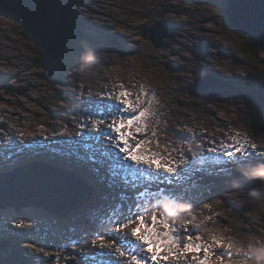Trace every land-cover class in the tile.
<instances>
[{
	"label": "rangeland",
	"instance_id": "obj_1",
	"mask_svg": "<svg viewBox=\"0 0 264 264\" xmlns=\"http://www.w3.org/2000/svg\"><path fill=\"white\" fill-rule=\"evenodd\" d=\"M58 1L63 6V1L69 3V7L73 11L70 13L72 17L69 18L70 28L84 38L80 37L78 45L70 46L71 49L66 52L63 58L48 55L44 59L46 53L42 51V47H39V42L34 35L25 32L21 16L14 10L0 6V28L4 29L6 33V24L10 22L9 28L12 29L9 30V33L20 39H15L13 43L0 31L2 45L6 44V49L11 51L12 56L19 55L18 49L28 54L20 60V66H16L7 55L0 51V147L16 148L6 152L0 150L2 158L0 161H6V170L0 171V174L16 171L22 166L28 167L30 171H38L35 163L40 164L41 167L54 164V169L45 167L51 171L42 173L55 177L56 175L61 176L60 169L79 172L94 186V192L87 205L69 214L66 218L56 216L53 213L55 209L52 208L50 211L45 206H26V208L32 209H27L22 213L20 212L26 208L16 209L10 206L7 209H0V264L3 262V258L6 259V264H33L35 258L31 253L28 258L25 250L36 249L45 252L42 245L50 244V251H53V248L57 251L58 240L64 246L69 245L73 248L75 245L71 238L79 235L81 231L89 233V237L94 242L110 244L112 252L115 249L112 241L119 242L124 235V233L116 232L115 229L119 223L127 222L126 219L119 222L113 219V223L109 224L103 215L99 217L100 210H95L91 214L87 208L91 209L92 205H96L114 211V214L117 215L116 209L122 205V202L130 204L140 202V205L134 206L139 209V212L150 209L151 211L139 213L145 216V221L149 225L152 224L153 213L159 219H164V214L168 215V212L173 214L168 216V220L170 224H175L179 229L182 245L187 243V236L191 232L194 236H202L205 246L210 245L217 252L230 251L235 256L241 257L247 252L254 257L247 261V264H264V260L261 261V256H264V207L258 203L257 207L253 204L257 202L260 194H264V179L256 176L254 172L246 179L229 182L227 179L225 181V178L230 176L231 168L235 165L241 164L242 167L253 170V165L264 161V128L261 129L257 126L258 118L262 119L264 115V51L255 52L252 48L246 47L247 41L241 32L234 29L229 31L225 28L226 22L224 25L225 20L221 14L227 9V3L217 0ZM66 2L65 9L67 10ZM89 4H92L93 7ZM93 10H97L94 12L96 17L91 13ZM79 18L80 21L77 20ZM156 22L168 23V33L175 35V38L164 39V42L169 43L167 46L157 47L150 38L148 30L155 26ZM173 52L174 55L171 57ZM90 55L97 57V63L91 70L81 71ZM170 67L176 68V70H171ZM19 69L18 75H10L11 72L15 73ZM202 70L209 71L214 75L218 79V83L203 94L191 95L188 88L194 83L196 76L194 72ZM34 72L37 76L33 75ZM133 75H137V77ZM136 81L137 83H134ZM130 84L132 85L130 86ZM126 89L132 93L131 99L139 109H142L146 103L152 102L151 112L154 115L149 119L148 132H158L160 146L156 145L155 138H153V143L145 145L142 151L151 154L155 147L160 148L162 164L168 165L171 161H183L181 168L188 166L193 159H188L187 155L185 156L183 153H187L190 151L189 149L196 151L199 156L202 153L209 156L211 152L207 150L212 148L211 144L215 142L211 133L217 131H221L220 134L227 133L226 136L233 134L234 138L257 146L254 149L249 147L247 156L244 153H237L235 157H229L225 152L233 149L226 150L225 148L218 154H211L210 156H218L222 163L214 164L207 171L195 172L191 177L180 180L181 184L178 188L173 185L179 180L174 179L172 183H169L164 179L166 173L160 178L162 183L155 182V185L151 186L152 192L147 195L140 196L141 193H139L133 196L132 193H129L132 190L131 187H126L123 184L119 185L121 188L114 186L115 189L112 190L115 193L119 192L121 195L133 197H120L121 200L112 202L110 194L100 189L97 179L94 184L90 181L89 177L92 178V175L89 174L91 172L82 164V155L77 152L76 148V143L78 145L79 141H75L74 138L80 139L86 132H92L93 130L88 128L90 125L96 126L99 130L102 129L100 125L108 128L112 121L110 118H106L108 116L106 106L113 105L122 108L123 105L119 104V93ZM144 91H147L150 96L145 97ZM153 96L155 100H153ZM70 97H74L72 101ZM140 101H144V103H140ZM2 107L11 112V116L16 118V122L8 117V113H3ZM59 109L63 110L59 111ZM215 111L216 115L213 116ZM113 115L115 116V113ZM217 115L223 116L224 120L218 119ZM202 128L204 132L206 131L205 133L201 131ZM196 133H200V138L203 135L201 146L198 144L194 148L188 147L190 146L188 143L195 140ZM222 136L220 135V140H222ZM140 138H144L143 133L140 134ZM67 139H72L69 147L64 144V140ZM82 141L83 138L80 139V142ZM107 142L112 143V141ZM56 143L59 148L54 145ZM234 143L235 141L227 145ZM164 145H170V149H175L171 156ZM149 148L151 152L148 151ZM55 150L58 151L57 159L52 157ZM118 153L117 149L116 154ZM65 164L74 167L72 169L65 168L63 167ZM106 166L98 165L101 168ZM104 172L106 176L110 177L109 169H104ZM201 178L210 183L208 185L199 184L198 180ZM69 180L78 184L81 182L73 177H70ZM4 186L6 185L3 184L0 188ZM168 187L175 189L167 192L159 200H154L155 202H144L158 198L159 193ZM2 194L3 192L0 190V196ZM31 201H37L34 200L33 195ZM11 202L13 201L6 202L0 198V205ZM127 205L128 203H124V206ZM166 206H169V209L165 212L164 207ZM43 210L46 212L43 214L55 217L50 222V229L55 232L53 237L49 235V229L45 227V223L38 219ZM128 210L130 208L124 212L127 213ZM116 215L110 214L109 217ZM14 218L20 222L31 221L38 230L36 235H32L33 238L36 237L38 246L29 243L28 238L21 235L22 228L14 226V229L21 231L20 235L13 232V229L7 230L12 226L11 221ZM204 219L208 226L196 228L199 221H204ZM98 221L104 222L106 229L97 226ZM188 221L191 223H187ZM137 222L139 223L138 219ZM59 225H61V229L58 227ZM30 228L31 226H28V229ZM162 229L165 232L168 231L161 223H157L156 230ZM124 232L130 235L127 236L128 240H136V237L132 235L131 226ZM214 238L223 240V249L214 242ZM136 242L141 243L137 240ZM195 243L199 244L201 241L196 240ZM228 244H232L233 248L229 250ZM141 246L144 248L143 252H147V246ZM173 250L180 252L175 248ZM85 253L87 250L81 254L74 253L69 260L64 262L60 260L58 264H76V255L81 257ZM54 254L56 253L54 252ZM46 255L49 256L50 252L46 251ZM186 255L193 257L197 253L191 252ZM199 255L203 258L207 254L201 252ZM207 256H209L207 259L211 260L209 264H220L217 256ZM127 259V257H121L118 254L114 257L113 264ZM90 260L93 262L94 259ZM126 262L134 264L131 261ZM159 263L167 264V261L161 259ZM44 264L49 263L44 261ZM238 264H245V262L240 260Z\"/></svg>",
	"mask_w": 264,
	"mask_h": 264
},
{
	"label": "snow or ice",
	"instance_id": "obj_2",
	"mask_svg": "<svg viewBox=\"0 0 264 264\" xmlns=\"http://www.w3.org/2000/svg\"><path fill=\"white\" fill-rule=\"evenodd\" d=\"M143 95L148 97L150 94L144 91ZM131 96L132 93L126 89L119 93V104L123 105L122 108L113 105L106 106L108 112L106 118H110L112 121L109 126L112 131L95 137V145L88 142L83 144V148L90 153L88 158L92 163H103L100 158H108L110 163L109 175L112 182L119 180L126 187L135 189L146 185L148 182L158 180L161 170H163V173L167 174L164 175V179L172 183L174 179L185 180L195 172L207 171L212 165L222 163L218 156L201 155L191 161L188 166L181 168L179 161H171L168 165L162 164L163 158L158 153L153 152L151 155L141 154V150L145 148V145L153 143V138H155L154 142L157 146H160V140L158 132H148L149 119L154 115L151 112L152 102L146 103L142 109H139L133 103ZM153 100H155L154 96ZM140 103H144V101H140ZM113 113H115V116ZM133 128H135V131L132 130ZM141 133L144 134V138H140ZM88 139L86 137L85 141ZM234 139V144L222 145L226 150L233 149L232 151L225 152L229 157H235L237 153H244L247 156L249 147L253 149L256 147L255 144L249 145L247 142L238 138ZM107 141H112V143H108ZM164 147L168 150L169 156L175 151L174 148L170 149L168 145H164ZM117 149L123 155H116ZM148 151L151 152V149L149 148ZM208 151L217 153L218 149L209 148ZM173 163L177 166H171ZM153 164L155 165V169L152 167ZM137 219L139 226L132 229V235L136 237V240L141 242L139 244L136 240H128L127 233L124 232L125 229L130 227V224L136 223ZM157 223H161L168 231L162 234L159 233L156 230ZM187 223H191V221ZM115 231L124 233V235L119 242L113 240L112 245L121 257H127L134 264H158V261L161 259L168 261L170 259L169 256H161V253L165 251V245L168 246L167 250L173 257H178L179 254H185V260H187V253H197L196 256L192 257V261L189 264H193V262L195 264H209L207 255L217 256L220 264H238L240 260H243L247 264V261L254 259L247 252L242 257L235 256L230 251L217 252L210 245L205 246L202 236H194L191 232L187 236V243L182 245L179 229L176 225L170 224L167 218L159 219L155 213L152 214L151 225L146 223L143 214H138L129 217L127 222L118 225ZM196 240H200L201 243H195ZM214 242L221 249L224 248L222 239L214 238ZM118 244L119 246H117ZM141 245L147 246V252L151 253V256L145 257L142 255L144 248ZM173 248L180 250V252L173 251ZM227 248L230 250L233 248V245L228 244ZM201 252L207 255L201 258L199 255Z\"/></svg>",
	"mask_w": 264,
	"mask_h": 264
},
{
	"label": "bare ground",
	"instance_id": "obj_3",
	"mask_svg": "<svg viewBox=\"0 0 264 264\" xmlns=\"http://www.w3.org/2000/svg\"><path fill=\"white\" fill-rule=\"evenodd\" d=\"M92 2V1H91ZM114 2V1H113ZM63 4H64V8H65V3L63 2ZM117 6H119L118 4H116ZM70 6H71V4H70ZM91 6H92V4H91ZM66 7H67V10H66V12H67V15H68V10H71V8L69 7V3H66ZM72 7V6H71ZM93 7V6H92ZM73 8V7H72ZM72 11V10H71ZM95 11H97V10H93V12H91L93 15H94V12ZM112 11V10H111ZM73 12V11H72ZM97 13V12H96ZM95 13V14H96ZM100 13V12H99ZM109 13V12H108ZM95 17H96V15H94ZM97 16H99V15H97ZM68 18H69V15H68ZM98 18V17H97ZM6 19V18H5ZM80 19V18H79ZM103 19V18H102ZM3 20V19H2ZM81 20V19H80ZM107 20V19H106ZM106 20H103V21H106ZM4 22V21H3ZM5 23V22H4ZM141 23V22H140ZM9 24H10V22L9 23H7L6 24V33H5V30L4 29H2V28H0V29H2V30H0L2 33H4L5 34V36H6V38L9 40V41H11V42H15V39H17V40H20L18 37H15V36H13V35H11L10 33H9V30L10 29H12V28H9ZM11 26V25H10ZM114 26H115V24H114ZM140 26V25H139ZM115 28H117V27H115ZM131 28V27H130ZM129 28V29H130ZM133 29V28H132ZM135 30V29H134ZM122 31V30H121ZM136 31V30H135ZM30 33H32L33 35H34V37H36V35L32 32V31H29ZM124 32V31H123ZM123 34V33H122ZM128 34V33H127ZM126 35V34H125ZM136 37V36H135ZM6 39V40H7ZM36 39L38 40V38L36 37ZM127 41V40H126ZM218 41V40H217ZM38 42H39V40H38ZM138 42V41H137ZM40 43V42H39ZM131 43V42H130ZM129 46V45H128ZM19 50V55H16V56H12V54H11V51L10 50H8V49H6V55L11 59V62L13 63V64H15L16 66H20V60L24 57V56H27L28 54H27V52H24V51H22L21 49H18ZM65 51V50H64ZM61 51H56L55 53H52V54H48V55H50V56H53V55H57V54H59ZM165 52V51H164ZM168 53V52H167ZM173 55H174V52L173 53H171V57H173ZM24 60V59H23ZM208 64V63H207ZM23 65V64H22ZM120 66V65H119ZM214 66V65H213ZM223 67H225V65H222ZM221 66V67H222ZM127 67V66H126ZM125 67V68H126ZM219 67V66H218ZM124 68V67H123ZM122 68V69H123ZM132 69V68H131ZM219 69V68H218ZM232 69V68H231ZM128 70V69H127ZM5 72V71H4ZM10 72V71H9ZM219 74V73H218ZM33 75H35V74H33ZM104 75V74H103ZM107 76V75H106ZM134 77H137V75H133ZM233 76V75H232ZM102 77V76H101ZM109 77V76H108ZM111 77V76H110ZM122 78V77H121ZM196 78H198V80H201V78H202V76L201 75H197L196 74V76H195V79ZM125 79V78H124ZM234 79V78H233ZM102 80V79H101ZM109 80V79H108ZM126 80V79H125ZM133 81V80H132ZM110 82V81H109ZM113 83V82H112ZM129 83V82H128ZM134 83H137V81L136 82H134ZM145 83V82H144ZM90 84V83H89ZM102 84V83H101ZM106 84H107V82H106ZM109 85H110V83H109ZM132 84H130V86H131ZM138 85V84H137ZM147 85V84H146ZM145 85V86H146ZM102 86V85H101ZM39 87V86H38ZM99 87V86H98ZM101 89H102V87H100ZM137 88H138V86H137ZM143 88V87H142ZM141 88V89H142ZM110 89V88H109ZM121 89V88H120ZM149 89H151V88H149ZM112 90V89H111ZM113 90H115V89H113ZM151 90H154V89H151ZM104 91V90H103ZM149 91V90H148ZM37 92H39V91H37ZM135 93V92H134ZM133 93V94H134ZM36 94V93H35ZM83 94V93H82ZM215 94V93H214ZM150 96V95H149ZM74 97H75V95H74ZM74 97H70V99H71V101L73 100V98ZM93 97V96H92ZM86 99V98H85ZM89 99V98H88ZM88 101V100H87ZM157 101V100H156ZM29 102V101H28ZM84 102V101H83ZM30 104H32V103H30ZM160 104V103H159ZM86 105V104H85ZM157 105H158V103H157ZM90 108V107H89ZM152 108V107H151ZM61 110H63V109H59V111H61ZM105 110V109H104ZM2 111H3V113L4 114H6V113H8V117H10L11 118V120H13V121H15L16 122V118H12V116H11V112L8 110V109H6V108H3L2 107ZM212 111V110H211ZM218 111V110H217ZM89 113V112H88ZM95 114V113H94ZM106 114V113H105ZM114 114V113H113ZM205 114V113H204ZM209 114V113H208ZM214 114L216 115V111H215V113L213 112V116H214ZM193 115V114H192ZM220 115V114H219ZM105 116V115H104ZM107 116V115H106ZM190 116V115H189ZM226 116V115H225ZM3 117V116H2ZM196 117V116H195ZM194 117V118H195ZM205 117V116H204ZM223 117V116H222ZM222 117H220V116H218L217 115V118L218 119H223L224 120V118H222ZM82 118V117H81ZM95 118V117H94ZM97 118V117H96ZM200 118V117H199ZM207 118V117H206ZM3 119V118H2ZM176 119H178V118H176ZM183 119V118H182ZM196 119V118H195ZM216 119V118H215ZM68 120V119H67ZM71 120V119H70ZM110 120V119H109ZM171 120V119H170ZM173 121L175 120V119H172ZM210 120H212V119H210ZM78 121V120H77ZM90 121V120H89ZM97 121H99V120H97ZM168 121V120H167ZM188 121V120H187ZM196 121V120H195ZM215 121V120H214ZM219 122H220V120H218ZM68 122V121H67ZM87 122V121H86ZM91 122V121H90ZM94 122V121H93ZM110 122V121H109ZM108 122V123H109ZM179 122V121H178ZM188 122H190V121H188ZM209 122V121H208ZM103 123H105V122H103ZM183 123V122H182ZM196 123V122H195ZM227 123H228V120H227ZM14 124V123H13ZM16 124V123H15ZM14 124V125H15ZM98 124V123H97ZM203 124H205V123H203ZM213 124V123H212ZM219 124V123H218ZM79 125V124H78ZM178 125V124H177ZM195 125V124H194ZM60 126V125H59ZM97 126H99V125H97ZM190 126V125H189ZM199 126V125H198ZM64 127V126H63ZM84 127V126H83ZM100 127L102 128V129H97V127L96 126H89L88 128L89 129H91V130H93L92 132H86L85 134H84V137L82 136L81 138H83V141L82 142H80V139H78V138H74V140L75 141H79V143H78V145H77V143H76V148H77V152H79L81 155H82V159H83V162H82V164L84 165V166H86L87 168H88V170H89V172H91V174H89V175H92L91 177L92 178H90L89 177V179H90V181L91 182H93V184L95 183V181H96V179H97V182H98V184H99V186H100V189L103 191V192H105V193H107V194H110V197H112V198H110L111 199V201L112 202H116V201H119V200H121V198L120 197H133V196H135V195H138L139 193H143V195H147V194H150L151 192H152V190H151V186H154L155 185V182H159V183H162L161 181H160V178L163 176V174H165V173H163V171L161 170V174H160V176H159V179L158 180H155V181H151V182H148L146 185H144V186H141V187H138V188H135V189H133V188H131L132 190L129 192V193H132L133 194V196H124V195H121L119 192L118 193H115L112 189H115L114 188V186L116 187V188H118V187H120L119 185L120 184H123L121 181H119V180H117V181H115V182H111L110 181V177H108V176H106V173L104 172V169H109V167H110V163H109V160H108V158H103V157H101L100 159L103 161V163H92L90 160H89V152L88 151H86L84 148H83V144L85 143V142H88V143H92V144H96V141H95V137H97V136H99V135H102L103 133H105V132H109L110 130H112V129H108L107 127H104V125H100ZM169 127V126H168ZM180 127V126H179ZM205 127V126H204ZM203 127V128H204ZM222 127V126H221ZM59 128V127H58ZM173 128V127H172ZM178 128V127H177ZM200 128V127H199ZM203 128H202V130L201 131H203ZM17 129V128H16ZM20 129V128H19ZM23 129H25V128H23ZM43 129V128H42ZM176 129V128H175ZM38 130V129H37ZM40 130V129H39ZM50 130V129H49ZM133 130V129H132ZM199 130V129H198ZM222 130V129H221ZM17 131H19V130H17ZM25 131V130H24ZM41 131V130H40ZM43 131V130H42ZM51 131V130H50ZM182 131H184V130H182ZM187 131V130H186ZM200 131V130H199ZM190 132V131H189ZM204 132V131H203ZM206 132V131H205ZM204 132V133H205ZM219 132H221V131H219ZM218 131L217 132H215V133H211V137H213L214 138V141L215 142H213L211 145L213 146L212 148H217L218 149V152H217V154L219 153V152H222L221 150H224V147H222V145H226V144H228V143H232L233 141H235L234 140V136H233V134L231 135L230 134V136H226V134H220ZM228 132V131H227ZM22 133V132H21ZM49 133V132H48ZM180 133V132H179ZM185 133V132H184ZM202 133V132H201ZM208 133V132H207ZM229 133H232V132H230L229 131ZM235 133V132H234ZM38 134V133H37ZM46 134V133H45ZM66 134V133H65ZM70 134V133H69ZM77 134V133H76ZM53 135V134H52ZM71 135V134H70ZM78 135V134H77ZM181 135V134H180ZM185 135V134H184ZM220 135H223L222 136V140H220L219 139V137H220ZM15 136V135H14ZM18 136H19V134H18ZM21 136V135H20ZM34 136V135H33ZM75 136V135H74ZM173 136V135H172ZM177 136H178V132H177ZM186 136H187V133H186ZM203 136V135H202ZM202 136H201V138H200V133H196L195 135H194V137H195V140L193 139V140H191L190 141V143H188L190 146H188V147H197L196 145H198L199 144V146H201L200 144L202 143V140H203V138H202ZM27 137V136H26ZM25 137V138H26ZM89 138L87 141H85V138ZM209 137V136H208ZM241 137H242V134H241ZM11 138V137H10ZM31 138V137H30ZM35 138V137H34ZM186 138V137H185ZM207 138V137H206ZM221 138V137H220ZM64 139V138H63ZM106 140H107V138H105ZM171 139V138H170ZM201 139V140H200ZM212 139V138H211ZM42 140V139H41ZM54 140V139H53ZM176 140V139H175ZM186 140H187V138H186ZM206 140V139H205ZM204 140V141H205ZM8 141V140H7ZM18 141V140H17ZM32 141H33V139H32ZM35 141V140H34ZM71 141H72V139H67V140H64V144H65V146L66 147H69V145H70V143H71ZM251 141H252V139H251ZM38 142V141H37ZM57 142H58V139H57ZM172 142V141H171ZM164 143V142H163ZM167 143V142H166ZM206 143H208V142H206ZM220 143H223V144H220ZM1 144V143H0ZM4 144H5V142H4ZM8 144V143H7ZM23 144V143H22ZM37 144V143H36ZM60 144V143H59ZM258 144V143H257ZM261 144V143H260ZM3 145V144H2ZM11 145V144H10ZM25 145V144H24ZM56 147H58L59 148V145L56 143V144H54ZM36 146V145H35ZM168 146H170V145H168ZM257 146V145H256ZM34 147V146H33ZM41 147V146H40ZM180 147V146H179ZM260 147H262V146H260ZM202 148V147H201ZM204 148V147H203ZM264 148V147H263ZM16 148L15 147H12L11 148V146L10 147H8V146H1L0 147V150L1 151H3V152H6V151H12V150H15ZM177 150H179V149H177ZM190 151H187V153L185 152V153H183V155H187V158L188 159H193V160H195V159H197L198 157H199V154L196 152V151H194V150H192V149H189ZM249 150H250V148H249ZM142 151V150H141ZM206 151V150H205ZM208 151V150H207ZM57 150H55L53 153H52V157L53 158H55V159H57L58 157H57ZM153 152L154 153H158L159 155H160V153H161V150H160V148H158V147H155L154 148V150H153ZM199 152H201V151H199ZM179 153V152H178ZM141 154H146V155H151L150 153H148V152H146V151H142L141 152ZM203 154V153H202ZM201 154V155H202ZM211 154H214V153H210L209 154V156L211 155ZM98 155V154H97ZM116 155H123V154H121V153H118V154H116ZM203 155H205V153L203 154ZM215 155V154H214ZM174 157V156H173ZM225 157V156H224ZM1 158V157H0ZM181 158V157H180ZM184 158V157H183ZM2 159V158H1ZM182 160V159H181ZM184 160V159H183ZM163 161V160H162ZM185 161V160H184ZM192 161V160H191ZM228 161V160H227ZM91 162V163H90ZM168 162V161H167ZM163 163V162H162ZM169 163V162H168ZM179 163H180V167H183V161H179ZM188 163V162H187ZM56 164V163H55ZM99 164H103V165H107L106 167H104V168H101V167H98V165ZM54 165V164H53ZM53 165H43L44 167H41V165L40 164H38V163H35V167H37L39 170L38 171H41V172H44V171H51V170H49V169H45V167L46 168H51V169H54L53 168ZM172 166V165H171ZM177 165L174 163V165H173V167H176ZM63 167H65V168H73L74 166H69L68 164H65ZM153 169H155V165L153 164ZM3 168H5V169H3ZM254 168V167H253ZM256 168V167H255ZM2 170H6V161H0V171H2ZM98 170V171H97ZM238 170H240V169H238ZM246 172V171H245ZM250 172V171H249ZM231 173V172H230ZM39 175V173H37L36 172V170H34V171H30V170H27V171H25V172H23L22 174H21V178H23V179H28V178H33V177H36V176H38ZM41 175H43V174H41ZM230 176H231V174H230ZM46 176H44V178H45ZM48 179H47V185H48V187H49V190H48V194L50 195V197H51V199H50V201H52V205H54V200H55V198L53 197L54 196V194H55V189H56V182L55 181H58L60 178L59 177H52V176H48L47 177ZM238 179H240V178H238ZM237 181V180H236ZM177 182V181H176ZM3 181H0V186L1 185H3ZM69 183H70V185L73 187V188H75L76 190H77V192L79 193V195L77 196V197H74V198H67L66 200H64V201H66V202H75L76 201V199L79 201L80 200V197L82 198V199H84L85 198V196H86V194H84V191H83V188H82V186L81 185H79L78 183H76V182H74V181H69ZM179 184H181V181L179 180L177 183H175L173 186L175 187V188H178L179 187ZM124 185V184H123ZM65 187V186H64ZM172 187V186H171ZM111 188V189H110ZM121 188V187H120ZM169 188V187H168ZM167 188V189H168ZM175 188H169L168 190H162V193H159V197L158 198H154V199H151L150 201H144V202H155L154 200H159V198H161V197H163L167 192H169V191H171V190H174ZM65 189H67L66 187H65ZM140 190H142L141 192H140ZM128 192V191H127ZM195 193V192H194ZM125 194V193H124ZM197 194V193H196ZM81 195V196H80ZM140 196H142V195H140ZM196 197V196H195ZM198 198V197H197ZM132 199V198H131ZM175 199V198H174ZM188 199H190V198H188ZM196 200V199H195ZM194 201V200H193ZM198 201V200H197ZM142 202V201H141ZM178 202V201H177ZM188 202V201H187ZM191 202V201H190ZM124 203H128V205L127 206H124ZM170 203V202H169ZM178 204V203H177ZM196 204V203H195ZM77 205H78V203H77ZM85 205H87V203H85V204H83V205H80L79 206V208L76 210V211H78L79 209H81L83 206H85ZM135 205H140V202H134V203H129V202H122V205L118 208V209H116V212H117V215L116 214H114V211H110V210H108L107 208H103V207H97L96 205H92L91 206V209L90 208H87V211H91L90 213L92 214L95 210H100V213H101V215L99 216V217H101L102 215L106 218V221L109 223V224H111V223H113V221L114 220H116L117 222H119V221H121V220H125L126 219V221H128V219H129V217H131V216H133V215H137V214H139V213H143V212H148L147 210H150V209H147V210H141V212H139V209L138 208H135L134 206ZM194 206V205H193ZM10 207V204H7V205H0V209H7V208H9ZM89 207V206H88ZM174 207V206H173ZM127 208H130V210H128V212L127 213H125L124 212V210H126ZM27 209H32V208H26V209H24V210H22L20 213H22V212H24L25 210H27ZM169 209V206H166V207H164V211L166 212V210H168ZM203 209V208H202ZM208 209H210L209 207H208ZM178 210V209H177ZM45 210H43L42 211V214H41V217H38V219H40V221H43L44 223H45V227H47L48 229H49V231H48V233H49V235H51L52 237L55 235V232H53L51 229H50V222L55 218L53 215H48V214H43V213H46V212H44ZM76 211H74V212H76ZM151 211V210H150ZM73 212V213H74ZM207 212V211H206ZM208 213V212H207ZM110 214H113V215H116L115 217H109V215ZM195 214V213H194ZM56 215V214H55ZM173 214H170L169 212H168V215H166V214H164V216H165V218H167L168 219V216L170 217V216H172ZM195 215H197V214H195ZM57 216V215H56ZM205 216V215H204ZM204 216H203V218H204ZM98 217V218H99ZM128 217V218H127ZM208 217V216H207ZM194 218H195V216H194ZM197 218V217H196ZM114 219V220H113ZM175 219V218H174ZM59 220V219H58ZM96 220V219H95ZM199 220V219H198ZM207 220V219H206ZM201 221V220H200ZM199 221V225L198 226H196V228H205V227H207L208 225H207V222L205 221V219H204V221H201L200 222ZM55 222V221H54ZM60 222V221H59ZM125 222V221H124ZM194 222V221H193ZM214 222V221H213ZM196 223V222H195ZM11 224H12V226H10V227H8L7 228V230H11V229H13L12 231L13 232H15V233H17L18 235H20V233H21V231H19L18 229H14L15 227L14 226H18V227H20V228H22L23 229V231H22V233H21V235H24V236H26L27 238H28V242L29 243H33V244H35V245H37L38 246V242L36 241V237L35 238H33L32 237V235H36V233L38 232V230H37V228L35 227V226H33L32 225V223H31V221H23V222H20V221H18V220H16V218H14L12 221H11ZM120 224H123L122 222L121 223H119V225ZM52 225H53V223H52ZM193 225V224H192ZM196 225V224H195ZM28 226H31V228L30 229H28ZM97 226H102L103 228L106 226V224L104 223V222H102V221H98L97 222ZM130 226L132 227V229L133 228H135V227H137V226H139V223L136 221V223H133V224H130ZM59 228L61 227V225H59L58 226ZM195 228V229H196ZM61 229V228H60ZM104 229H106V227L104 228ZM128 229V228H127ZM159 233H164L165 232V230L164 229H162V230H157ZM208 231V230H207ZM180 232H182L181 230H180ZM210 232V231H209ZM221 232V231H220ZM56 233H58V232H56ZM64 233V232H63ZM91 234V233H90ZM122 234V233H121ZM223 234V233H222ZM98 235V234H97ZM213 235H214V233H213ZM220 235V234H219ZM219 235H217L218 236V238H219ZM127 236H130V235H127ZM97 237H99V236H97ZM105 238H107V237H105ZM109 239H111L112 240V238H109ZM136 239V238H135ZM48 240V239H47ZM226 240H227V238H226ZM45 241H46V239H45ZM71 241H72V243H73V245H75V247H73V248H71V246H69V245H63L59 240H58V242H57V247H58V250L56 251V250H54V248H53V251H50V247H51V245L49 244V245H46V244H43L42 245V248H44L46 251H48V252H50V255L48 256V255H46V251L45 252H43V251H41V250H36V249H29V250H25V253H26V255H27V257L28 258H30V253L33 255V258H35V260H33L35 263H33V264H44V261L45 262H48L49 264H58V263H60V260H61V262H64V261H66V260H69L72 256H73V254L74 253H79V254H81L83 251H85V250H87V253H85V254H82L81 255V257L79 256V255H76V259H77V261H76V264H93V263H97V264H113L114 263V257L115 256H117L118 254H119V252L118 251H116L115 249L111 252L110 251V249H111V247H109V245L110 244H106V242L105 243H99V242H94L93 240H92V238H90L89 237V233H85V232H80V234L79 235H77L76 237H74V238H71ZM138 241V240H137ZM139 242V241H138ZM225 243H226V241H224ZM228 242V241H227ZM126 246V245H125ZM127 247V246H126ZM37 248H39V247H37ZM164 248H165V251L164 252H167V253H169L168 252V250H167V248H168V246H164ZM112 250V249H111ZM173 251H175V250H173ZM54 252L56 253V254H54ZM176 252H179V251H176ZM96 253V254H95ZM111 253H113V254H111ZM144 253V252H143ZM145 253H148V252H145ZM169 255L171 256V254L169 253ZM144 256V255H143ZM173 257V256H172ZM209 256H207V258H208ZM178 259H179V261H180V264H189V262L190 261H192V257H189L188 255H187V260H185V255L184 254H179L178 255V257H177ZM90 259H94L93 260V262H91V260ZM116 259V258H115ZM118 260V259H117ZM54 261H57V263H54ZM86 261V262H85ZM126 261H129L130 262V260L129 259H127V260H122V261H118L116 264H128ZM209 261H211V260H209ZM262 261V260H261ZM213 262H215V261H213ZM259 262V261H258ZM212 263V262H211ZM214 264V263H213Z\"/></svg>",
	"mask_w": 264,
	"mask_h": 264
},
{
	"label": "water",
	"instance_id": "obj_4",
	"mask_svg": "<svg viewBox=\"0 0 264 264\" xmlns=\"http://www.w3.org/2000/svg\"><path fill=\"white\" fill-rule=\"evenodd\" d=\"M19 3L18 7L13 5L12 0H0V6L16 11L23 19L24 27L27 31H32L38 38L41 47L48 54L56 51H64L68 48L72 34L69 24V18L64 6L58 0H15ZM227 3L225 9L226 28L229 24L232 29L239 31L246 36L255 49L264 51V0H217ZM226 22V21H225ZM169 24L156 22L155 26L148 31L150 38L155 46L163 47L169 43L164 42L166 38H175V35L168 33ZM178 28V27H177ZM171 70L176 68L170 67ZM201 75V80L194 78V83L188 88L189 94L200 95L205 93L209 88L218 83V79L209 71H195L194 74ZM28 170L21 167L15 172L3 175L0 181L6 186L1 187L3 194L0 196L3 201H13L8 204L26 202L22 206H45L53 213L61 217H67L76 211L80 205L88 203L92 198L91 189L82 186L85 198L75 202H66L67 198H74L79 195L77 190L69 183V174L61 173L56 175L60 179L56 182L54 205L50 201L48 194L47 177L42 172L38 176L28 179L21 178V174ZM43 174V175H41ZM44 176H46L44 178ZM75 178V177H73ZM67 189H65V187ZM33 195L34 200L31 201ZM81 196V195H80ZM78 203V205H77Z\"/></svg>",
	"mask_w": 264,
	"mask_h": 264
},
{
	"label": "trees",
	"instance_id": "obj_5",
	"mask_svg": "<svg viewBox=\"0 0 264 264\" xmlns=\"http://www.w3.org/2000/svg\"><path fill=\"white\" fill-rule=\"evenodd\" d=\"M83 1H85L86 2V0H83ZM64 3L66 2V1H63ZM12 3H13V5H15V7H18L19 6V3L18 2H16L15 0H12ZM66 3H68V2H66ZM89 6H91L90 4H89ZM228 6V5H227ZM92 7V6H91ZM70 13H73L71 10H68V15H69V18L70 17H72L71 16V14ZM221 16H222V18L226 21V23H227V20H226V16H225V10L222 12V14H221ZM78 21H80V19H77ZM225 21H224V25H225ZM72 24H73V22H72ZM24 29H25V32H27V33H29V35H31L30 34V32L29 31H27V29L25 28V27H23ZM226 28V27H225ZM0 30H2V29H0ZM227 30H229V31H231V28H230V26H229V24H228V26H227ZM72 37H73V40H72V42L70 43V45L68 46V48L65 50V51H61L59 54H57V55H54V57H58V58H63V57H65V55H66V52L67 51H69L70 49H71V47L73 46V45H75V44H77L78 45V42L81 40V39H84V38H82L81 36H79V34L77 33V32H72ZM80 37H81V39H80ZM36 38V37H35ZM244 38L246 39V41H247V43H246V47H248V48H252L255 52H258V51H262V50H260V49H255L253 46H252V44H251V42L249 41V39L246 37V36H244ZM2 43H3V41L2 40H0V46H1V48H0V51L3 53V54H5L6 55V44L4 43L3 45H2ZM39 44V47H41V45H40V43H38ZM72 44V45H71ZM71 46V47H70ZM42 51L44 52V53H46V56H44V59H45V57H48V54H47V52L46 51H44L43 49H42ZM22 71V70H21ZM27 72V71H26ZM20 73V69L19 70H17L15 73H10V75H12V74H15V75H18ZM33 74H35L36 76H37V74L34 72ZM63 80V79H62ZM56 114H57V112H55ZM258 122L259 123H257V126L259 127V128H264V115H263V118L262 119H260V117L258 118ZM262 165H264V161H261V163H259V164H255V165H253L254 166V169L253 170H251V169H247V168H244V167H242L241 166V164H238V165H235L234 167H232L231 168V170H230V174H231V176H229L228 178H225V181L227 180L228 182L229 181H234V180H238V178H240V179H246V178H249L250 176H252L253 174H254V172H255V170L256 169H258L260 166H262ZM237 166V167H236ZM256 167V168H255ZM238 169H240V170H238ZM246 171V172H245ZM250 171V172H249ZM199 181V184H205V185H208L210 182L208 181V180H205L204 178H201V179H199L198 180ZM166 190H168V189H166ZM257 202H255V203H253L256 207H257V203L260 205V206H262V207H264V194H260L259 196H258V199L256 200Z\"/></svg>",
	"mask_w": 264,
	"mask_h": 264
},
{
	"label": "clouds",
	"instance_id": "obj_6",
	"mask_svg": "<svg viewBox=\"0 0 264 264\" xmlns=\"http://www.w3.org/2000/svg\"><path fill=\"white\" fill-rule=\"evenodd\" d=\"M71 29V28H70ZM72 29H71V34H72ZM72 40H73V37H72ZM71 40V42H72ZM70 42V43H71ZM70 45V44H69ZM97 63V57L96 56H93V55H90L88 58H87V61L86 63L82 66L81 68V71H87V70H91L93 68V65ZM23 167V166H22ZM21 168V167H20ZM60 173H65L66 171L60 169L59 170ZM15 172V171H14ZM36 172H39V171H36ZM9 173H12V172H8L7 174ZM6 172L4 173H1L0 174V179H2L3 175H5ZM255 175L258 176L259 178L261 179H264V165L260 166L258 169L255 170ZM7 205V204H6ZM10 206H13L15 207L16 209H22V208H26V206H22V207H19L17 205H14V204H10ZM29 207H33V206H29ZM1 250V249H0ZM2 256V255H1ZM3 258V257H1ZM261 260H264V256H261ZM2 263H5L6 264V259L3 258V262ZM1 263V264H2Z\"/></svg>",
	"mask_w": 264,
	"mask_h": 264
},
{
	"label": "flooded vegetation",
	"instance_id": "obj_7",
	"mask_svg": "<svg viewBox=\"0 0 264 264\" xmlns=\"http://www.w3.org/2000/svg\"><path fill=\"white\" fill-rule=\"evenodd\" d=\"M142 254L145 257L151 256V253H142ZM161 256H169L170 257V259L167 261V264H180V261H179V259L177 257H172L167 252H162ZM158 264H160L159 261H158Z\"/></svg>",
	"mask_w": 264,
	"mask_h": 264
}]
</instances>
